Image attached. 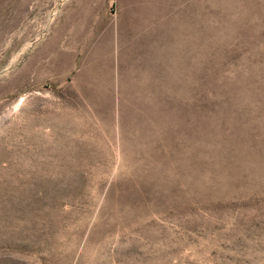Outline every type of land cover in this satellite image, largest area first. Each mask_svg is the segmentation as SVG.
<instances>
[{"label":"rangeland","instance_id":"obj_1","mask_svg":"<svg viewBox=\"0 0 264 264\" xmlns=\"http://www.w3.org/2000/svg\"><path fill=\"white\" fill-rule=\"evenodd\" d=\"M182 1L148 22L137 17L154 9L141 0H0V264H264V183L248 181L247 156L217 171L209 153L190 152L208 192L130 182L122 135L132 133V111L141 115L130 78L145 58H178L175 69L187 72L170 89L174 103H161L195 136L241 129L237 138L264 152V2L223 19L214 12L223 5ZM107 33L109 99L83 70ZM54 34L69 67L42 51ZM167 39L177 49L169 54ZM220 177L231 184L215 193Z\"/></svg>","mask_w":264,"mask_h":264},{"label":"bare ground","instance_id":"obj_2","mask_svg":"<svg viewBox=\"0 0 264 264\" xmlns=\"http://www.w3.org/2000/svg\"><path fill=\"white\" fill-rule=\"evenodd\" d=\"M121 1L122 3L124 2V0ZM127 1H131V0H127ZM260 1L264 2V0H260ZM141 2H142L140 6L141 10L144 9L150 10L152 9V7L154 10L148 11L147 14H144L143 12L142 13L143 16L142 17L138 16L137 18L140 19L144 17L145 21L151 22V20L154 19L155 17L157 18L160 16H164V13L168 11L167 8L171 4L181 3L184 1L141 0ZM160 2H161V7H160L161 10H159L160 8H158L157 5V3L160 4ZM255 2L256 0L255 1L254 0H210L209 3H213L221 6L223 5L222 9L218 8L217 10H214V12L224 19L226 18V15L230 16L231 12H236V10L233 8L234 6L238 4L252 6L254 5ZM145 5L146 8H144ZM235 17H238V13H236ZM134 18H136V16H134L133 14L129 15V20L134 21ZM171 18L176 19L181 17L171 16ZM130 26L131 27L128 28L131 29L133 32H136L137 28L139 27L137 25L136 28L135 24H132ZM78 28L80 27L78 26ZM58 30L59 29H57L56 31ZM77 30L78 29H76V31ZM128 33L132 34V32L131 33L128 32ZM59 34H54L52 38L48 40L47 43L43 46L42 51L47 54H52L53 55L52 60H55L59 57V59L63 60L64 65L66 67H69L71 62L70 59L71 54L68 52L64 53L62 48L63 43L61 44L62 40H60L61 37ZM126 35L128 34L124 33L122 37ZM69 39H71V37ZM87 42L88 41H85V43ZM164 45L166 46V47L164 46L165 47L164 50L168 54L177 50L174 47L175 45L174 39H167L164 42ZM148 50L151 52H157L159 51V48L157 44H151V47L148 48ZM116 51L119 53L121 49L117 48ZM117 57L120 58V56ZM121 57L123 58V56ZM111 59H112L111 39H110V34L107 33L102 39L98 40L96 46L92 48V51L87 57V65L83 69V70H88L86 73H88L87 76L90 78V82L92 83V85L96 86L97 88V86L99 85L102 86L103 84V86L106 87L107 90L106 92H104V94L108 99H109L108 84L110 78V64L112 62ZM177 61L178 58L173 59V57L170 56L167 58L166 57L145 58L144 60L145 63L144 65L142 64L143 70H134L133 75L130 78L131 79L130 86L135 90L138 96L135 103L136 106L139 108V112L141 113V115L136 114V112H138V110L136 111V109L132 111L131 122L134 124V127L131 129L132 133L122 135V139H123L122 147L123 150L128 149V157L126 159L129 160V164L131 166L129 169L131 173L130 182L132 184L144 183L146 185H157V186H171L182 183L186 185V187L189 189L191 187H196L200 191L208 192V187L207 186L203 187L200 184V179L198 178L199 173L191 171L190 169L191 166L189 167V163H191L190 161L191 153L193 152L192 154H196L195 150H197V151L209 153V155L214 158V161L211 163V167H217V171H220L222 169L221 166H223L224 164L226 166L230 165L234 161H237V159L240 156H247L248 160L244 159L243 161H240L239 164H241L242 166H244L249 170L248 181L253 184H256L262 180V182L264 183V152L255 151L254 150L255 144L250 142L248 143V141L243 138L245 136H242L241 139L237 138L238 135L242 134L241 129H233L232 131L234 132L235 135H226L224 130L221 128V126L215 125V127H211V128L204 127V130H202L203 129L202 127L200 130H198V132H195L196 135L199 134V136H195L193 134V131H191V126L188 123H186V121H183L182 117L176 114L177 111L175 105L166 106L164 105L165 103L163 104L161 103L164 99L168 98L170 104L171 103L173 104L174 103L173 101L177 98V95L171 94L170 89L173 90V86H175L179 82V80L181 81L185 79V75L187 72L185 73V70H176ZM154 67H156L157 69L160 68L162 70H153ZM98 79L100 80V82L103 83L98 84ZM128 81L129 80L126 79L123 83L125 82L128 83ZM208 117L214 122L213 116H208ZM228 121L229 120L227 119V122ZM177 126L178 128L179 126L180 127L182 126V128L176 131ZM227 127L230 128V124H228ZM154 129L155 131H153ZM232 131L230 132L232 133ZM157 133L166 136L168 138L157 137L155 135ZM214 137L217 141L216 142L217 145L214 144L213 147L206 148L204 145V141ZM156 140L168 144L167 146H165L164 151L161 150L158 151L154 149L153 143L156 142ZM225 153H227L228 157L224 156ZM136 158H141V161L139 162L136 161ZM207 167L210 168V165ZM230 184L231 182H229L227 179L220 177L216 182V185L213 186L212 189L213 191H215V193L220 192L221 188H226L230 186Z\"/></svg>","mask_w":264,"mask_h":264}]
</instances>
